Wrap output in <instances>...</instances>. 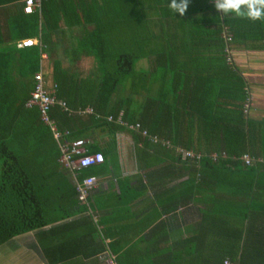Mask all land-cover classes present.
<instances>
[{
    "label": "trees",
    "instance_id": "16d2710c",
    "mask_svg": "<svg viewBox=\"0 0 264 264\" xmlns=\"http://www.w3.org/2000/svg\"><path fill=\"white\" fill-rule=\"evenodd\" d=\"M169 3L40 0L29 14L18 7L9 29L12 43L0 33V248L32 232L45 264H59L96 252V242L107 236L100 209L89 195L84 203L77 200L49 128L35 106H26L39 71L68 109L53 105L47 111L62 140L84 139L99 127L111 135L122 129L177 159L175 148L193 153L184 158L189 194L212 195L225 187L234 195L228 200L232 212L213 209L217 216L205 215L197 231L204 241L188 249L189 262L183 264H264V118L249 116L254 93L233 57L239 51L264 53V21L223 15L212 0H190L181 17ZM30 39L35 45L14 48ZM84 57L92 60L87 74L78 67ZM85 108L92 114L76 113ZM118 117L170 147L127 130L116 123ZM86 150L101 153L90 144ZM242 155L253 162L245 165ZM103 162L81 170L78 181ZM83 213V219L68 221ZM228 218L235 226L227 234L230 245L211 243L212 224ZM106 247L115 264L182 263L183 254L158 262L160 252L146 243L123 248L114 240Z\"/></svg>",
    "mask_w": 264,
    "mask_h": 264
},
{
    "label": "crops",
    "instance_id": "0c3cea01",
    "mask_svg": "<svg viewBox=\"0 0 264 264\" xmlns=\"http://www.w3.org/2000/svg\"><path fill=\"white\" fill-rule=\"evenodd\" d=\"M23 5L24 0H0V33L9 43H12L9 29L19 17L18 7ZM42 59H45L44 56ZM43 63L47 64L46 61ZM78 67L80 73H89L92 69L91 58H82ZM246 76L249 77V74ZM248 83L254 93L249 116L252 119H262L264 84L261 81ZM257 92H260L258 99ZM86 135L88 137H84V140L88 139L94 149L104 153L102 167L95 168L91 176L95 183L89 196L91 202L100 209L98 214L104 221L101 229L107 236L101 244L96 242L98 249L96 252L91 250L92 254L73 256L59 264H102V253L108 250L106 244L114 240L123 248L134 244L145 247L146 243L160 252L156 258L158 262L173 261V258L183 254L181 261L183 264L189 262L186 261L189 256L188 249L198 244L200 246L201 241H204L198 236L197 231L205 215L211 214L213 209L230 212L234 210L230 208L231 205L228 207V200L234 195L225 187L217 194H210L212 197L194 190L189 194L191 179L186 172L188 164L184 158L177 159L175 154H170L157 146L146 147L132 133L122 129L111 135L99 127L89 130ZM108 151L109 153L105 155ZM205 196L208 198L204 199ZM212 214L217 216L215 213ZM85 216L86 213H83L68 221L81 220ZM218 219L227 218L218 216ZM228 220L226 224H212L216 234L209 236L211 243H218V246L230 245L231 239L227 234H230L235 226L233 222L231 223L234 220L229 218ZM243 225L244 223H238V227ZM221 231L223 235L220 234ZM27 236L33 239V233L29 232L12 240L20 241ZM33 244L36 248L35 253L28 248L27 253H31L28 260L33 264H45L34 239ZM123 248L120 250L121 258ZM110 253L114 255L111 251ZM13 262L17 264L16 260ZM176 264H179L178 261Z\"/></svg>",
    "mask_w": 264,
    "mask_h": 264
},
{
    "label": "built area",
    "instance_id": "2783aa9c",
    "mask_svg": "<svg viewBox=\"0 0 264 264\" xmlns=\"http://www.w3.org/2000/svg\"><path fill=\"white\" fill-rule=\"evenodd\" d=\"M40 0H24V5L22 8L23 13L29 14L31 11L38 7ZM36 41L33 39L30 40H19L14 44V48L16 50H21L26 47H31L35 45ZM33 81V89L29 94V99L26 103L27 107L35 106L39 113L40 121L49 128L53 139L56 141L58 149H59V158L58 161L60 165L67 170L71 179L75 183V193L76 198L80 203H84L86 198L88 197L91 189L94 186L95 180L93 177L88 176L80 181H78L77 177L81 170L101 164L103 162V156L99 152L88 153L86 150L87 145L89 144L88 140L84 139H76L72 141H64L62 140V134L57 131L53 122L47 116L48 109L53 106H59L63 111H68L65 104L61 101H58L52 95L53 90L48 88L43 79V75L41 72H36L32 76ZM247 105L245 108L247 109ZM77 114H92V110L90 108H85L80 111H76ZM106 121H112L111 117H107ZM116 123L125 127L129 131H133L141 137H147V139L151 143H160L162 147L169 148L170 144L165 140H159L155 136H148L146 131L139 127L138 124L127 125L122 122L119 117L116 120ZM176 153H178L182 158H193L195 155L190 151H185L180 148H175ZM198 157V156H196ZM215 156H212V159ZM241 161L245 165H250L253 160L247 155L241 156ZM102 264H115L114 256L110 253V251L105 250L101 256ZM224 264H227L224 262Z\"/></svg>",
    "mask_w": 264,
    "mask_h": 264
},
{
    "label": "rangeland",
    "instance_id": "374dc122",
    "mask_svg": "<svg viewBox=\"0 0 264 264\" xmlns=\"http://www.w3.org/2000/svg\"><path fill=\"white\" fill-rule=\"evenodd\" d=\"M233 57L234 61L245 73V75L247 73L249 74L250 78L246 76L248 81H261L264 84V53H248L239 51L234 53ZM143 64H145L144 61L138 62V66H142ZM259 94L260 92L256 93L257 99ZM10 242L9 245L0 248V264H14L13 260H16L17 264H33L30 260H28V255L31 253H27L29 249L35 253L36 249L31 236H27L20 241L12 240Z\"/></svg>",
    "mask_w": 264,
    "mask_h": 264
},
{
    "label": "clouds",
    "instance_id": "9594fccd",
    "mask_svg": "<svg viewBox=\"0 0 264 264\" xmlns=\"http://www.w3.org/2000/svg\"><path fill=\"white\" fill-rule=\"evenodd\" d=\"M190 0H170L169 8L183 17L189 7ZM217 12L250 20L264 21V0H212Z\"/></svg>",
    "mask_w": 264,
    "mask_h": 264
}]
</instances>
